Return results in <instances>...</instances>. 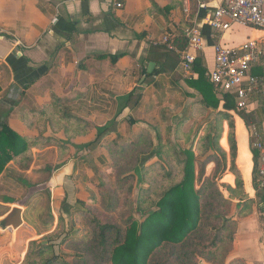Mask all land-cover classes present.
Returning <instances> with one entry per match:
<instances>
[{
  "label": "crops",
  "instance_id": "1",
  "mask_svg": "<svg viewBox=\"0 0 264 264\" xmlns=\"http://www.w3.org/2000/svg\"><path fill=\"white\" fill-rule=\"evenodd\" d=\"M221 3L222 0H0L2 119L6 118L9 127L19 134L35 135L34 126L26 127L20 120V112L39 110L52 101L51 95H57L69 98L71 112L89 124L85 135L72 140L64 164L55 171L50 167L57 157L54 144L31 147L34 159L27 174L35 177L25 178L37 187L23 188L25 197H20L21 201L0 191V205L9 210L13 205L22 208V224L16 230L7 228L0 233V240L6 238L0 243V264L7 262L4 252L12 248L18 258L14 264L19 263L28 241L50 232L59 214L68 211L75 199L87 200L96 191L98 180L113 182L103 143L132 141L139 130L153 133L157 126L163 136L165 128L172 127L168 138L183 148L187 146L184 138L173 139L176 125L181 123L182 134L187 132L189 139L196 132L203 133L204 121L212 119L214 111L199 103L202 94L190 83L198 73L184 71L178 53L159 43V38L165 33L179 34L181 20L195 26L203 46L193 53L207 77L214 67V43L239 45L248 35H264L238 26L215 34L207 22ZM118 54L121 55L116 61L107 57ZM211 94L219 99L221 109L223 95L213 87ZM260 99L251 102L242 116L230 112L241 184H236L232 172H226L221 179L233 188L231 199L235 203L245 195L255 200L253 212L238 219L231 253L232 258L245 264H264V213L256 203L257 195L264 196V187H258V173L256 178L253 176L255 167H264V107ZM97 128L104 131L95 141ZM227 131L224 120L219 143L229 152ZM252 133H258L263 140L262 149L256 148L257 156L252 151ZM57 137L63 138L62 132ZM155 151L154 148L141 161L154 158ZM212 166L213 163L207 165V172ZM47 178L52 182L48 190L40 185ZM1 180L0 177L3 185ZM65 194L67 204L63 203Z\"/></svg>",
  "mask_w": 264,
  "mask_h": 264
},
{
  "label": "trees",
  "instance_id": "2",
  "mask_svg": "<svg viewBox=\"0 0 264 264\" xmlns=\"http://www.w3.org/2000/svg\"><path fill=\"white\" fill-rule=\"evenodd\" d=\"M152 6L156 7L154 3ZM180 25L181 31L172 37V42L183 49L187 44L185 31L191 25L182 20ZM120 55L107 57L116 61ZM192 70L198 73L190 83L202 94L199 103L214 111L212 119L204 121L203 133L196 132L189 139L187 132L182 134L181 123L176 125L173 139L184 138L187 146L183 148L168 138L172 127H166L163 136L157 126L153 133L139 130L132 141L103 143L114 174L113 182L100 179L96 191L87 200L75 199L68 211L59 214L51 232L28 241L17 264H245L239 258H232L231 253L238 219L253 212L255 200L243 198L235 203L231 199L233 188L221 181L226 172H232L236 184H241L235 165L234 119L230 112L240 116L245 112L236 109L231 93L223 95L218 109L219 99L212 96V84L197 58ZM251 73L263 75L258 66ZM51 97L52 101L39 110L20 112V120L26 127L34 126L35 135L17 133L0 116L3 182L10 181L25 189L36 188L19 171L29 168L33 160L31 147L54 144L58 159L63 156L65 159L66 140L61 141L56 135L62 132L71 140L87 133L88 123L71 112L69 98ZM260 100L264 107L263 98ZM224 120L228 125L229 152L219 143ZM103 131L104 128H97L95 141ZM154 148V158L143 163L142 157ZM252 151L257 156L258 150L252 147ZM209 163L213 166L207 172ZM257 173L255 167V178ZM257 197L256 203L264 213V196ZM66 200L65 194L64 204ZM8 210L4 206L0 215Z\"/></svg>",
  "mask_w": 264,
  "mask_h": 264
},
{
  "label": "built area",
  "instance_id": "3",
  "mask_svg": "<svg viewBox=\"0 0 264 264\" xmlns=\"http://www.w3.org/2000/svg\"><path fill=\"white\" fill-rule=\"evenodd\" d=\"M207 23L215 34L232 31L237 26L264 32V0H222ZM185 35L187 44L183 49L172 42L174 35L171 33L162 35L159 43L177 52L183 70L190 71L196 58L193 51L200 50L203 42L195 26L188 28ZM257 66L262 69L263 75L251 73ZM207 78L216 93L232 94L237 110L247 112L251 102L261 97L264 100V35L256 38L248 35L239 45L214 43V67L207 72ZM252 135V147L262 149V137L258 133ZM258 178V187H264V167L258 168Z\"/></svg>",
  "mask_w": 264,
  "mask_h": 264
},
{
  "label": "rangeland",
  "instance_id": "4",
  "mask_svg": "<svg viewBox=\"0 0 264 264\" xmlns=\"http://www.w3.org/2000/svg\"><path fill=\"white\" fill-rule=\"evenodd\" d=\"M256 30V32H260V30H258V29H255ZM255 32V33H256ZM89 128V124H88V127H87V129ZM56 137H57V135H56ZM59 140H61V141H65L66 140V145H67V147H68V154H69V152H70V149H71V146H72V140L74 139H71V140H67L66 138H65V136L63 135V138H59V137H57ZM46 144H51V143H46ZM37 145H42V144H37ZM53 145V144H52ZM55 146V145H54ZM56 147V146H55ZM56 150H57V147H56ZM33 159H34V155H33ZM64 156H63V158L62 159H58V150H57V157H56V160H55V164L54 165H50V167L52 168L53 167V170L55 171V170H57V169H59L63 164H64ZM32 164H33V160H32V162L30 163V166H29V168L28 169H24V170H19L20 171V174L22 175V177L23 178H28V179H31V178H33V177H35V175H33V174H30V173H28L27 174V171L28 170H30L31 169V166H32ZM48 170H50V169H48ZM25 175V176H24ZM2 178V177H1ZM25 178V179H26ZM48 178H49V176H48ZM45 179L44 181H42V183L40 184L41 185V187L42 188H44L43 186H47L46 188H47V190L49 189V187L52 185V182H50V180L49 179ZM27 180V179H26ZM2 181V183H4L3 185L1 184L0 185V191H6V193H8L9 195H13L14 197H19L18 198V201H21V199H20V197L21 198H24L25 196H24V194H23V188L24 187H22L21 185H18V184H15L16 185V187H18L19 188V190H17V188H14L13 189V187H11V185L9 184V182L8 181H5V182H3V180H1ZM7 182V183H6ZM39 186V185H38ZM21 187V188H20ZM40 187V186H39ZM28 190V189H27ZM26 192H28V191H26ZM225 192H227V191H225ZM28 194V193H27ZM226 194V193H225ZM3 207L4 206H2V205H0V213H1V211H2V209H3ZM4 215H0V219L3 217ZM55 227V226H54ZM7 228H5V229H1L0 228V233H2V231H5ZM54 229V228H53ZM52 229V230H53ZM14 230H16V229H14ZM51 230V231H52ZM50 231V232H51ZM44 235V234H43ZM43 235H41V236H43ZM0 236H1V234H0ZM41 236H39V237H37V238H34V239H39ZM3 241H6V238L4 239V240H0V243H3ZM5 246V245H4ZM12 250H13V248H12ZM12 250H10L9 249V253L7 252V250H6V252H4V255L7 257L6 259H7V262L6 263H4V264H14V260H16V261H18V258H16V254H15V251L14 252H12Z\"/></svg>",
  "mask_w": 264,
  "mask_h": 264
},
{
  "label": "water",
  "instance_id": "5",
  "mask_svg": "<svg viewBox=\"0 0 264 264\" xmlns=\"http://www.w3.org/2000/svg\"><path fill=\"white\" fill-rule=\"evenodd\" d=\"M247 198V196H244V199ZM21 206L19 205H13L10 210L0 219V228H12L17 229L21 224ZM46 241H43V244H45Z\"/></svg>",
  "mask_w": 264,
  "mask_h": 264
}]
</instances>
